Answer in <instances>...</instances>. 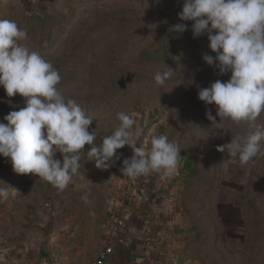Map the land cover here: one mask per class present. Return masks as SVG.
Returning <instances> with one entry per match:
<instances>
[{
  "label": "rangeland",
  "instance_id": "rangeland-1",
  "mask_svg": "<svg viewBox=\"0 0 264 264\" xmlns=\"http://www.w3.org/2000/svg\"><path fill=\"white\" fill-rule=\"evenodd\" d=\"M184 0H16L0 13L27 32L23 41L39 52L61 76L59 89L93 121L95 146L119 126L117 113H135L143 133L153 129L181 148L178 173L159 181L176 187L190 264H264V155L241 167L238 157L218 148L248 131L246 124L225 120L212 126L206 117L215 105L198 98L200 88L226 82L204 55L215 57L207 34L194 37L193 21H181ZM185 23L183 33L170 31ZM172 69L158 86V71ZM19 94L7 97L0 86V122L25 107ZM257 123H264V114ZM144 136L137 139V147ZM83 150L81 168L59 190L35 174H17L0 156V187L17 189L0 202V242L51 243L59 264H97L107 246L113 214L126 209L117 191L127 176L124 159L130 146L118 149L108 169H97ZM54 159L63 161L56 153ZM155 173V172H154ZM150 190L151 174L141 176ZM132 188L141 182L128 177ZM8 185H6V184ZM143 190V188H142ZM143 192V196L147 195ZM127 204V203H125ZM124 218V217H123Z\"/></svg>",
  "mask_w": 264,
  "mask_h": 264
},
{
  "label": "clouds",
  "instance_id": "clouds-1",
  "mask_svg": "<svg viewBox=\"0 0 264 264\" xmlns=\"http://www.w3.org/2000/svg\"><path fill=\"white\" fill-rule=\"evenodd\" d=\"M7 0H0L6 3ZM181 21H193L194 37L207 34L209 48L215 57L204 55L220 75L231 73L230 79H217L210 87L200 88L198 98L216 106L206 117L212 126L222 127L225 120L246 124L248 131L220 146L231 157H238L241 167L264 155V0H184ZM185 23L170 31L183 33ZM27 32L13 20L0 19V86L7 97L19 94L25 107L11 111L0 122V156L9 158L17 174H35L59 190H64L79 173L85 146L89 161L97 169H108L117 150L130 146L134 155L124 159L123 175L130 179L153 172L164 176L178 173L181 148L166 135L153 129L143 133L135 113H117L119 126L95 146V131H89L93 119L73 99H66L59 89L61 76L54 66L37 51L23 43ZM172 69L158 71L154 80L165 85ZM144 139L137 147V139ZM56 153L63 161L54 159ZM6 184V183H5ZM8 185V184H6ZM17 189L0 187V202L15 195Z\"/></svg>",
  "mask_w": 264,
  "mask_h": 264
},
{
  "label": "crops",
  "instance_id": "crops-1",
  "mask_svg": "<svg viewBox=\"0 0 264 264\" xmlns=\"http://www.w3.org/2000/svg\"><path fill=\"white\" fill-rule=\"evenodd\" d=\"M14 1L0 3V13ZM136 180L143 188L144 178ZM126 182L129 186L122 185L117 198L142 191L140 186L132 188L128 177ZM161 183L163 193L161 196L156 193L163 199L161 204L151 202L146 206L148 194L143 196L142 191L134 204L126 205L125 225L122 228L112 226L107 246L111 245L114 253L108 264H190L184 253L186 236L180 221L181 209L173 196L176 187ZM53 259L56 260V254L51 243L0 242V264H45Z\"/></svg>",
  "mask_w": 264,
  "mask_h": 264
},
{
  "label": "trees",
  "instance_id": "trees-1",
  "mask_svg": "<svg viewBox=\"0 0 264 264\" xmlns=\"http://www.w3.org/2000/svg\"><path fill=\"white\" fill-rule=\"evenodd\" d=\"M157 175H156V173L154 174V172H153V175H152V181H154V183L153 182H151L152 183V186H151V188H150V190L149 191H147V189H146V180H144L142 183H143V192L145 191H147V194H148V199H147V204H146V206L147 205H149V203H151V202H155L157 205H159V204H161V202L163 201V199H162V197H160L161 195H162V193H163V189H162V183H161V181H159L158 179H157ZM123 182V185H125V186H127L128 185V183L126 182V180L125 181H122ZM129 186V185H128ZM142 191H135L136 192V194L134 193L132 196H128V194L127 195H124L123 197L122 196H120V197H118L117 198V201L118 202H123V201H125L126 203H127V205L129 206V203H133L134 204V202H135V200H136V198H137V196L139 195V193H141ZM156 193H159V195L160 196H158ZM137 201H138V199H137ZM132 204V205H133Z\"/></svg>",
  "mask_w": 264,
  "mask_h": 264
},
{
  "label": "built area",
  "instance_id": "built-area-1",
  "mask_svg": "<svg viewBox=\"0 0 264 264\" xmlns=\"http://www.w3.org/2000/svg\"><path fill=\"white\" fill-rule=\"evenodd\" d=\"M126 202H121V206L126 209ZM113 227L114 228H122L125 225V219L122 217V213L113 214ZM114 253V248L110 246H106L103 252L100 254L97 264H108L111 256ZM45 264H59L57 260H48Z\"/></svg>",
  "mask_w": 264,
  "mask_h": 264
}]
</instances>
